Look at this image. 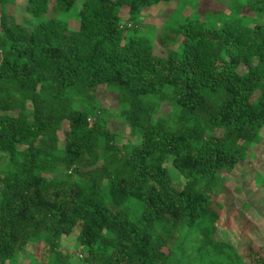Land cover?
<instances>
[{
  "label": "trees",
  "instance_id": "16d2710c",
  "mask_svg": "<svg viewBox=\"0 0 264 264\" xmlns=\"http://www.w3.org/2000/svg\"><path fill=\"white\" fill-rule=\"evenodd\" d=\"M181 1L84 0L73 30L77 0H26L20 22L0 0V158L14 166L0 171V264L30 245L66 264L77 228L88 264H264L218 236L216 203L264 130V20L242 14L264 17V0H233L226 17L201 1L182 23L175 10L160 55L134 22ZM103 86L131 129L126 146Z\"/></svg>",
  "mask_w": 264,
  "mask_h": 264
},
{
  "label": "rangeland",
  "instance_id": "374dc122",
  "mask_svg": "<svg viewBox=\"0 0 264 264\" xmlns=\"http://www.w3.org/2000/svg\"><path fill=\"white\" fill-rule=\"evenodd\" d=\"M201 1L206 2L205 4L209 9L221 11L223 17L233 12V0H183L181 3H176L177 5L162 3L155 8L146 9L143 15L135 20L134 24L137 25L135 32L150 37L156 53L162 55L166 49L161 48L158 41L160 28H163L162 26L170 19L175 10L178 12L175 16L177 23H182L181 19L196 15L199 13ZM24 2L26 0H11V3L6 7L7 13L17 18L19 22L25 16ZM83 2L84 0H77V6L71 14L74 18L68 20L70 29H78L75 12L80 9ZM126 13L127 9L124 10L123 15L125 21ZM242 14L252 20L253 23L264 20V17L257 13L247 11ZM96 96L102 103V107L107 111L106 117L110 115L108 126L117 135V145L121 147L128 145V142L132 139L131 129L126 121L122 120L117 95L103 86ZM170 110V106L162 105L157 116L169 119L171 117ZM60 133L61 138H63V133ZM215 135L221 136L222 132L217 131ZM247 153L246 161L239 164L234 172L230 174L224 194L216 199V203L221 206V210L217 211L219 216L217 223L218 236L229 241L245 259L249 255V246L259 250L262 255L264 254V130L261 133V140L250 147ZM167 168L172 175L175 187L181 189L184 186L183 178L174 169L171 162L167 165ZM12 169H14V166L9 163L7 158L0 160V171ZM78 233L79 229L77 228L62 243L60 252L61 255L63 254L62 257H66L64 258L66 264H88L84 261V256L76 242ZM42 252L43 248L37 250L34 245H30L19 255L18 264H52L49 262L47 254Z\"/></svg>",
  "mask_w": 264,
  "mask_h": 264
}]
</instances>
